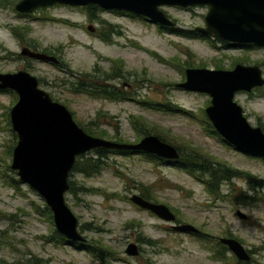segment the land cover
Instances as JSON below:
<instances>
[{"label": "rangeland", "instance_id": "obj_1", "mask_svg": "<svg viewBox=\"0 0 264 264\" xmlns=\"http://www.w3.org/2000/svg\"><path fill=\"white\" fill-rule=\"evenodd\" d=\"M10 10H0V25L26 27L30 40L39 43L46 55L56 56L58 64H35L33 75L38 88L63 105L76 125L90 124L105 131L108 141H113L116 131L126 144H133L137 134L132 123L137 119L146 130L153 127L174 145L197 150L262 182L250 187L245 178H232L220 186L222 197L212 199L203 184L164 161H149L139 153L109 154L107 167L97 175L86 178L72 174L68 178L75 187L95 191L64 195L78 226L88 225L80 232L84 243H100L111 251L109 264H264V159L241 154L208 134L199 120L209 98L174 87L184 80L180 66L185 64L206 69L218 66V70H230L235 64L256 65L264 75V48L231 47L210 38L187 39L117 11L90 12L86 7L54 5L37 10L33 20L22 21L12 17ZM161 10L175 23L174 28L192 32L203 27L207 11L205 7L168 6ZM88 26L95 31L88 32ZM4 51L15 52L17 47L9 32L0 27V57ZM117 64L122 68L112 69ZM14 67L0 60V72ZM117 75L120 79L113 80ZM78 80L120 88L122 96L127 93L131 100L118 102L73 93L70 85ZM14 100L11 93L0 92V264H30L33 257L44 264H105L81 249L43 242L54 230L52 221L34 210L43 201L21 183L19 191L11 187L10 179H17L9 169L8 155V148L16 141L8 121ZM233 101L249 125L264 129V86L235 93ZM149 102L175 105L193 117L156 110ZM144 188L156 203L174 214L175 220L193 226L199 234L175 232L170 224L132 205L128 198L140 195ZM238 195L247 200H238ZM252 198L257 200L248 204ZM237 210L245 220L235 216ZM228 236L239 240L249 252L248 263L230 261L233 257L228 251L222 252L225 260L214 259L217 239ZM129 243L137 246V256L124 254Z\"/></svg>", "mask_w": 264, "mask_h": 264}, {"label": "water", "instance_id": "obj_2", "mask_svg": "<svg viewBox=\"0 0 264 264\" xmlns=\"http://www.w3.org/2000/svg\"><path fill=\"white\" fill-rule=\"evenodd\" d=\"M54 5L69 7L95 6L102 11H117L140 17L160 28H174L161 10L162 7L187 9L205 7L203 27L193 32L205 38L231 45L264 48V0H18L14 11L29 14ZM86 30L93 32L92 27ZM23 54L45 63L57 64L46 54ZM264 86V75L256 65L235 64L230 70L187 68L184 80L174 87L183 91L204 94L209 98L204 115L215 133L235 151L246 156L264 159V133L249 125L241 108L233 101L235 93H249ZM15 94L16 102L9 109L8 121L15 135L9 169L22 185L34 191L51 214L56 233L70 243H84L77 220L67 207L64 195L68 190V174L76 157L93 149L138 152L162 161H175L176 149L153 135L142 136L136 143L126 144L92 137L84 133L61 104L52 101L40 90L36 79L26 72L0 74V91ZM128 201L138 209L170 224V229L190 235L199 231L189 224H175V217L164 205L147 201L132 194ZM243 221L246 216L235 211ZM238 262L247 263L249 253L233 238H218ZM124 254L135 257L137 246L127 244Z\"/></svg>", "mask_w": 264, "mask_h": 264}, {"label": "trees", "instance_id": "obj_3", "mask_svg": "<svg viewBox=\"0 0 264 264\" xmlns=\"http://www.w3.org/2000/svg\"><path fill=\"white\" fill-rule=\"evenodd\" d=\"M86 9L90 12H93L94 10H100L99 8L95 7V6H88L86 7ZM132 16V15H131ZM135 17V16H132ZM140 18V17H137ZM170 33L174 34V35H178L181 37H185L187 39H193V38H199L200 40H203V36L196 34L192 31H180L176 28H171V29H167ZM101 38L103 40L106 39V37L103 35L101 36ZM247 48V47H246ZM117 66V67H116ZM116 67L117 70H120L122 68L121 64H117L114 65L112 67V69H114ZM180 68H182V72L181 75L182 77L183 75V71L184 69L187 68H193L188 64L182 65L180 66ZM202 68V67H201ZM214 69H220V67L216 66L214 67ZM105 76V75H104ZM108 79V78H107ZM107 82V81H105ZM72 88V92L73 93H82L85 95H88L90 97H97V98H101V99H105V100H113V101H125V100H131L128 96V94H123L124 97L121 95H118V91L117 90H113L112 87L110 86H104L102 84L96 83V84H90L88 83V81L86 83H82L80 80L76 81L75 84H71L70 85ZM7 93H11L13 95V97H15L14 102L16 101V96L14 93H12L11 91H6ZM117 96H120L119 98H115ZM143 104H147L145 102H143ZM149 105H151L152 107H154L156 110H160V111H166V112H170V113H180L182 115H187V116H192L193 115L188 112V111H184L181 108L175 106V105H171V104H159V103H151L149 102ZM134 119V122L132 123L133 126V130L136 132L137 134V138L136 140L138 141L140 139V134H142V136L145 135H153L155 137H157L160 141L165 142L171 146H173L177 153H178V158L175 161H164L167 165L173 166L174 168L183 171L184 173H186L187 175L191 176L192 178H194L196 181L200 182L201 184H203L205 192L208 194V196L212 199H219L222 196L220 195V186L222 184L228 183L230 182V180L232 178H245L247 180V183L249 184L250 187H252L253 185L259 186L262 184V182L260 181H256L254 179H252V177H249L247 175H245L242 172L233 170L227 166H225L222 163H218L216 161H213L210 157H208L207 155H204L203 153L197 151V150H189L187 148V150L180 148L179 145H174L172 142L168 141L164 136H162L159 132H157L153 127H151L148 131L143 127V123L140 120ZM200 123L202 124V126L204 127V130L207 131L208 134L210 135H214L216 137L219 138V140L227 145L216 133L215 131L212 129V127L210 126L209 122L207 121L204 112L201 111L200 112ZM137 122V123H136ZM136 123V126H134ZM84 133H86L87 135H90L92 137H97V138H101V139H107L106 133L105 131H100V130H96L93 129L91 127L90 124H86V125H77ZM263 131V130H262ZM12 138H15V135L12 133ZM111 139L117 143H126V141L122 140L121 137L117 134V132L115 131L113 136L111 137ZM135 143V142H134ZM15 144L13 143L11 145V147L8 148V155L10 156L11 154V149L13 148ZM229 146V145H228ZM182 150L186 151V154L182 153ZM138 152H130V151H117V150H105V149H93L87 153H85L84 155L78 156L75 158L74 163L72 165V168L70 170V173L68 174V178H70V176L72 174H80L83 177H92L97 175L102 168L107 167L106 164V160H107V156L109 154H118V155H131V154H137ZM141 155V157H143L146 160L149 161H153V162H161L162 160L154 158L152 156L149 155H145L142 153H139ZM11 180V187L13 189H15L16 191H19V181L17 179H10ZM67 184H68V190L66 193H75V192H95L92 189H88V188H84L82 186L80 187H75L73 185L72 181H69V179H67ZM140 197H142L143 199L147 200V201H151L153 203H156L154 201V198H152L150 196V193L148 191L147 188L143 189V192L140 193L139 195ZM237 199L239 200H247V197H243L241 195H238ZM251 200V199H250ZM257 199H253L250 201V203L248 202V204H253ZM34 210L35 212H38L40 214H44L47 216L48 220H51V214L50 211L48 210V208L45 206V204L42 202L41 206H34ZM174 215V214H173ZM175 223H179L177 220H175ZM88 225H82V226H78V231L79 233L82 230H87L84 229V227H87ZM230 237V236H228ZM232 238V237H230ZM43 242L45 243H50L53 244L55 246H71L73 248L76 249H81L83 250L85 253L89 254L90 256H92L94 259H97L99 262L104 263L105 264H109L110 261H108V257L109 254L111 253V251H109L108 249H106L105 247H102L100 245V243H96L91 245L90 242H85V243H70L68 242L65 238H63L61 235H59L58 233H56L55 230L52 231V234L49 237H43ZM235 239V238H233ZM237 240V239H236ZM239 243L240 241L237 240ZM148 243H154V241H147ZM215 254H214V259L215 260H225L224 255L222 254L223 251H228L223 245L219 244L218 242L215 243ZM233 257V256H232ZM106 260V261H105ZM230 261L234 262L236 261L233 258L230 259ZM229 261V263H230ZM238 262V261H236ZM30 264H44V261H41V259H37V258H30L29 260Z\"/></svg>", "mask_w": 264, "mask_h": 264}, {"label": "flooded vegetation", "instance_id": "obj_4", "mask_svg": "<svg viewBox=\"0 0 264 264\" xmlns=\"http://www.w3.org/2000/svg\"><path fill=\"white\" fill-rule=\"evenodd\" d=\"M17 1L18 0H0V10L11 9L10 11H11L12 17L19 19V20H22V21L35 19L32 16L34 14H36L35 12H37V10H35L29 14L16 13L14 11V5ZM9 2L10 3L14 2V3L10 6ZM38 10H40V9H38ZM12 11H14V12H12ZM116 14L132 17L130 14H126L123 12H116ZM107 25H109V24H107ZM0 27L9 32L11 37L15 40L16 47H17V51H15V52L4 51L3 55L0 57V60L2 62L11 63L12 65L15 66L11 71L0 72V74H13V73H16L19 71H23V72H26L29 75L34 77L33 73L35 72V64H45V62L37 60L35 58H32L29 55L23 54V50L26 49L27 51L32 52L34 54H46L44 48L41 49L39 43H36L35 41L29 39V29H27L26 27H11V26H8L7 24L5 26L0 25ZM162 29H166V28H162ZM94 31L95 30L93 29V32ZM226 45L231 46V47H243V48L248 47V45L247 46L231 45V44H226ZM49 56H52V55H49ZM53 57L56 58V56H53ZM57 64H58V62H57ZM34 78L37 81V78L36 77H34ZM112 79L113 80H119L120 76L117 75V76L113 77ZM112 89L117 90L118 95L122 94L120 92V88L115 89L112 87ZM253 90H255V89H253ZM6 91H8V90H3L0 92L7 93ZM254 127H259L261 129V131L263 130L262 132L264 133V129L261 128L260 126H254ZM228 238H230V237H228Z\"/></svg>", "mask_w": 264, "mask_h": 264}]
</instances>
